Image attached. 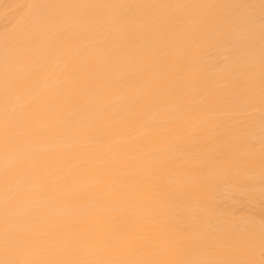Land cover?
Here are the masks:
<instances>
[{
  "label": "snow or ice",
  "instance_id": "obj_1",
  "mask_svg": "<svg viewBox=\"0 0 264 264\" xmlns=\"http://www.w3.org/2000/svg\"><path fill=\"white\" fill-rule=\"evenodd\" d=\"M3 20L0 264H264V0Z\"/></svg>",
  "mask_w": 264,
  "mask_h": 264
},
{
  "label": "bare ground",
  "instance_id": "obj_2",
  "mask_svg": "<svg viewBox=\"0 0 264 264\" xmlns=\"http://www.w3.org/2000/svg\"><path fill=\"white\" fill-rule=\"evenodd\" d=\"M13 2H15V0H0V30H2L4 27V20H3L4 5L10 4ZM21 2H22V0H21ZM222 2L240 3V2H244V0H222ZM209 75H211V73H209ZM136 134H137V136H143L144 135V129L143 128H137ZM125 141H126V137H120L119 138L120 143H124ZM30 192L33 194H38L40 192L39 185H36V184L30 185ZM255 211L257 213H259V211H260L259 205L256 206ZM54 223H55L54 221L50 222L49 226H51Z\"/></svg>",
  "mask_w": 264,
  "mask_h": 264
}]
</instances>
